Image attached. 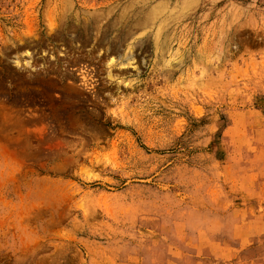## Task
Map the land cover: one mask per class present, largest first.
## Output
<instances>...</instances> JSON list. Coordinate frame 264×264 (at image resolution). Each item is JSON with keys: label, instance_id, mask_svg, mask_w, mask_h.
<instances>
[{"label": "rangeland", "instance_id": "374dc122", "mask_svg": "<svg viewBox=\"0 0 264 264\" xmlns=\"http://www.w3.org/2000/svg\"><path fill=\"white\" fill-rule=\"evenodd\" d=\"M185 2L0 0V264H264V0ZM143 18L96 110L67 60Z\"/></svg>", "mask_w": 264, "mask_h": 264}, {"label": "bare ground", "instance_id": "6f19581e", "mask_svg": "<svg viewBox=\"0 0 264 264\" xmlns=\"http://www.w3.org/2000/svg\"><path fill=\"white\" fill-rule=\"evenodd\" d=\"M186 0H182V5H181V8H183V6H185V4H186V2H185ZM211 1V0H210ZM179 2V1H178ZM158 6V5H157ZM221 9V8H220ZM162 10V9H161ZM222 10V9H221ZM133 11V10H132ZM181 11V10H180ZM223 11V10H222ZM182 12H183V10H182ZM142 13V12H141ZM158 13H159V11H158ZM214 13H216V12H214ZM220 13H221V11L219 10V13L217 14V22H218V24L219 23H221V19H220ZM223 14H224V12H223ZM149 15H151V14H149ZM157 16H159L158 14H156ZM205 16H206V14L204 13L203 15H201L200 16V18H199V22L202 24L203 22H205ZM224 16V15H223ZM138 17H140V16H138ZM172 17V16H171ZM179 17V16H178ZM72 18V17H71ZM141 18V17H140ZM216 18V17H215ZM134 19V18H133ZM144 19V18H143ZM191 19V18H190ZM109 20V19H108ZM119 20L121 21V23H122V21H123V18L121 17V18H119ZM150 19H148V18H145L144 19V21H142V19L140 20L139 19V21H134V22H128L127 20V22H125V23H123V24H118V25H120L119 27H116L117 26V24H114L113 25V27H110L109 25H106L105 27H103V29H101L100 31H97L96 32V34H95V32H94V41H95V46H101L102 45V42L103 41H106L107 40V42H108V45H109V47H110V49H109V51H108V48L106 49V51L104 52V53H102V54H98V55H96V54H92V50L90 51V53L88 54V55H84V57L83 56H77V57H74V58H72V59H68L67 60V64L69 65V66H71V68L73 67L74 68V70L77 72H74L76 75H75V77L72 75V74H70L69 72H68V75H67V77H68V79H70V80H72L73 82H76V81H78L79 83V85H81V86H83V87H86V88H88V92H90V96L92 97L91 98V103H92V106L96 109V110H100V108L102 107V105L105 103V98H106V96L108 95L107 93L106 94H103V93H101L100 91H103V89H105V88H103V85H101L100 87H99V84H96V82H97V80L95 81V80H93V78L95 77V76H93L94 74H93V72H97V69L99 68V67H101V70H102V66L101 65H103L104 66V69H105V73H106V81L108 82V83H112V81H111V78H113L114 76H116V75H114L113 73H112V68H114V67H116V66H130L131 64H132V61H133V57H134V54H133V48H132V46L134 45L133 43H131L130 41H129V39H130V36H128V34H129V32H127V34H123V32L122 33H120V34H114V32H119L120 30H125V29H130V28H134V27H140L141 26V24L142 25H145V23H148V22H146V21H149ZM151 20H152V18H151ZM167 20V19H166ZM224 20V19H223ZM130 21H131V18H130ZM194 21V20H193ZM91 22V21H90ZM111 22V24L113 23L112 21H110ZM155 22V21H154ZM114 23H116V22H114ZM149 23H151V22H149ZM156 23V22H155ZM223 23V22H222ZM221 23V24H222ZM154 24V23H153ZM157 24V23H156ZM159 24V23H158ZM170 24V23H169ZM190 24V23H189ZM196 24V23H195ZM87 25V24H86ZM91 25V24H90ZM87 26H89V25H87ZM92 26V25H91ZM146 26H147V24H146ZM145 26V27H146ZM216 26V25H215ZM220 26L221 25H218V26H216V27H218V29H216V27H215V31L214 30H212V26L210 25L209 27V30L208 31H211L212 32V41H209V35H208V32L204 29V28H206V26H204V27H202L201 26V29H200V31H197L196 33L197 34H195V36L193 37V38H191L190 36H188V38L186 37L185 39H184V41L183 42H181V43H177V45H176V52L178 53V52H181L180 54H185L186 55V57H188L189 59H191L192 57H194L193 55V52H194V48L196 49V51L195 52H197L196 54L197 55H199V56H201V58H202V65H203V67L204 66H206L207 64V62L205 63V60H206V54H207V46H209L208 44L210 43V44H214L215 45V48H216V52H217V55L218 56H221V54H222V40H221V36H222V33H221V29H220ZM223 26V25H222ZM156 27L158 28V26L156 25ZM160 27V26H159ZM81 29V28H80ZM96 29V28H95ZM190 29H192V30H190L189 31V34L191 35V32H193V27H191ZM223 29V28H222ZM134 30H135V28H134ZM83 31H84V29H83ZM88 31V30H87ZM94 31V30H93ZM129 31V30H128ZM173 31V30H172ZM207 32V34H206V32ZM145 32V31H144ZM82 33V32H81ZM114 34V35H113ZM150 34V33H149ZM188 34V35H189ZM211 34V33H210ZM92 35V34H91ZM154 35V34H153ZM187 35V34H186ZM185 36V35H184ZM132 37V36H131ZM154 37V36H153ZM91 40V39H90ZM133 40V39H132ZM152 40V39H151ZM182 40V39H181ZM199 40H202V43H200L199 45H198V41ZM162 41V40H161ZM155 45H156V43L155 42H153ZM159 44V43H158ZM166 44V43H165ZM168 44V43H167ZM151 45V44H150ZM92 46H93V44H92ZM118 46H124V52L122 53V54H116V52H115V48L117 49V47ZM138 46V45H137ZM160 46V45H159ZM170 46V45H169ZM197 46V47H196ZM211 47L213 46V45H210ZM153 47H154V45H153ZM210 47V48H211ZM152 48V47H151ZM122 48L120 47V50H121ZM159 49V48H158ZM119 50V49H118ZM155 50H156V48H155ZM154 50V51H155ZM149 51V50H148ZM210 51V50H209ZM156 52V51H155ZM154 52V53H155ZM158 52H159V50H158ZM214 52V51H213ZM166 53V52H165ZM209 54H210V52H208ZM87 54V53H86ZM114 54H116V58L114 59L113 58V55ZM179 54V53H178ZM209 54H208V56H209ZM96 55V56H95ZM166 55V54H165ZM214 55V54H213ZM159 56V55H158ZM184 58V57H183ZM224 58V57H223ZM159 59V58H158ZM218 59H220V58H218ZM179 60H180V58H179ZM207 61V60H206ZM141 63V62H140ZM66 64V63H65ZM156 65V64H155ZM157 65H158V63H157ZM138 66V65H137ZM124 68V67H123ZM118 69V68H117ZM216 69H218V68H216ZM114 70H116V69H114ZM220 70V69H219ZM181 71V70H180ZM101 72V71H100ZM103 72V71H102ZM118 72V71H117ZM188 72V71H187ZM192 72V71H191ZM98 73H99V71H98ZM104 73V72H103ZM93 74V75H92ZM102 74V73H101ZM117 74H119V72L117 73ZM165 74H167L166 72H165ZM188 74V73H187ZM114 75V76H113ZM96 76H97V73H96ZM177 77V76H176ZM188 77H190V76H188ZM210 77V76H209ZM117 78V77H116ZM187 78V77H186ZM163 79V78H162ZM182 79V78H181ZM210 79V78H209ZM205 80V79H204ZM116 81H119V80H116ZM154 81V80H153ZM152 81V82H153ZM176 81H177V79H176ZM184 81V80H183ZM186 81V80H185ZM197 81V80H196ZM99 82H100V80H99ZM204 81L203 80H201V83H203ZM105 83V82H104ZM110 83V84H111ZM162 83V82H161ZM106 84V83H105ZM117 84H119V83H117ZM218 84V88H220V82L219 83H217ZM203 85H206V81H205V83H203ZM106 86V85H105ZM109 87H110V85H108ZM111 86H113L112 84H111ZM119 85H117V87H118ZM182 86V85H181ZM200 86V85H199ZM107 87V86H106ZM205 87V86H204ZM107 89V88H106ZM173 89V88H172ZM175 89V88H174ZM219 90V89H218ZM105 91V90H104ZM103 91V92H104ZM202 91V90H201ZM203 91H205V90H203ZM202 91V92H203ZM201 92V93H202ZM206 93V92H205ZM174 95V94H173ZM153 98V97H152ZM162 103V102H161ZM76 104H77V110H78V112H80L81 114H82V112L84 113L83 115H86V117L88 118V119H93L94 117H95V111L94 110H86L85 108H84V106H83V101L80 99V100H78L77 99V101H76ZM118 117V116H117ZM127 121V120H126Z\"/></svg>", "mask_w": 264, "mask_h": 264}]
</instances>
